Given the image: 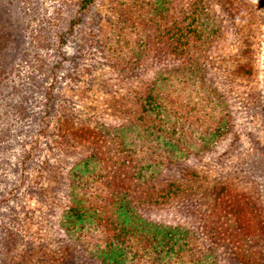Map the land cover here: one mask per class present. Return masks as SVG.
Returning a JSON list of instances; mask_svg holds the SVG:
<instances>
[{"label": "rangeland", "instance_id": "rangeland-1", "mask_svg": "<svg viewBox=\"0 0 264 264\" xmlns=\"http://www.w3.org/2000/svg\"><path fill=\"white\" fill-rule=\"evenodd\" d=\"M80 2L0 0V264H99L60 227L68 171L93 150L72 133L128 122L138 110L129 92L158 72L182 87L183 121L194 120V109L208 130L224 114L230 126L208 149L164 162L149 187L194 173L246 195L264 214V0H95L85 10ZM170 13L201 32L198 48L188 50L200 49L203 87L173 75L188 52L156 50ZM117 63L130 68L121 72ZM246 63L252 75H237ZM131 195L149 199L138 187ZM158 201L142 203L140 214L185 227L198 246L214 249L217 264H244L216 233L229 222L214 223L209 202Z\"/></svg>", "mask_w": 264, "mask_h": 264}, {"label": "trees", "instance_id": "trees-1", "mask_svg": "<svg viewBox=\"0 0 264 264\" xmlns=\"http://www.w3.org/2000/svg\"><path fill=\"white\" fill-rule=\"evenodd\" d=\"M94 1L81 0L80 9H87ZM197 9H193L196 15ZM168 15L170 24L159 37L156 50L160 52L163 44L177 57L188 52L181 74L177 71L173 75L186 79L185 86L203 87L201 63L194 56L200 49L188 50L198 48L201 32L186 27L181 17ZM246 53L243 49L241 55ZM247 64L238 65L236 74L252 75ZM117 66L121 72L130 68L120 63ZM181 91L182 87H174L170 75L158 72L141 91L129 92L138 110L128 122L116 127L101 124L72 133L93 150L68 171V204L61 213L60 227L99 264H217L214 249L198 246L188 229L151 221L138 210L144 202L158 203V198H201L212 205L214 223L221 218L228 220L229 227L221 224L216 233L238 248L236 256L243 258L244 264H264L263 208L246 195L225 185H211L194 173L184 181L168 182L160 190L149 187L164 162L176 163L184 156L197 155L201 148L208 149L223 130H229L225 114L213 119L208 130L200 115H193L194 109L190 110L194 120L185 123L181 119L186 109ZM193 183L198 184L193 187ZM134 187L147 190L149 199L131 197Z\"/></svg>", "mask_w": 264, "mask_h": 264}]
</instances>
